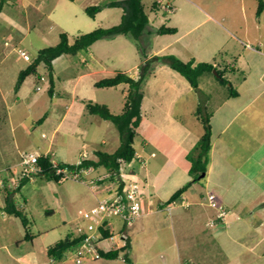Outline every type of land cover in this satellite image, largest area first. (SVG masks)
Instances as JSON below:
<instances>
[{"label": "rangeland", "instance_id": "rangeland-1", "mask_svg": "<svg viewBox=\"0 0 264 264\" xmlns=\"http://www.w3.org/2000/svg\"><path fill=\"white\" fill-rule=\"evenodd\" d=\"M105 1L107 0H77L75 2L72 0H8L4 4L0 12V177L5 184L4 186L1 184L3 189V193L0 192L1 201L5 198V186L11 188L12 182L18 181L16 178L21 176L23 170L21 161L25 153H45L50 148L53 153L56 152L54 153L56 160L76 162L80 161L86 152L91 156L95 155L94 150L112 153L120 145L121 133L116 124L111 120H104L99 115L91 117H99L98 119L104 121L101 127L105 128V133L95 139L76 133L74 127L65 123L62 130L56 133V137H53L55 143L50 144L58 124L57 115L59 114L53 111L52 103L59 98L52 97L49 93L50 81L44 64L39 66V71L40 75L45 77V81L37 75H32L27 79L23 89L28 101L32 97H38L39 103L32 107H24L23 111H9V105L17 95L14 86L18 75L31 63V60L21 55L20 49L34 58L40 49L56 45L60 41L61 32H67L70 41L73 42L80 33L90 32L100 26L109 27L118 24L123 15V9L120 7H103L102 12L97 13L95 18L90 17L86 12V7L101 5ZM155 1L143 0V5L151 17H155L151 10ZM165 2L168 1L165 0ZM55 4L57 7L51 13ZM197 4L215 13H224L226 18L223 22L237 30L243 41L248 40L244 37L246 30L251 34H257L261 28L264 31V15L261 17L257 15V0H177L176 14H160V18L163 24L167 26L178 24L177 26L183 30V22L179 21L180 15L182 16L187 6ZM72 14L75 15L73 21L70 20ZM171 17L175 20L172 23ZM117 39L120 40H109L111 53L108 56L105 54L106 45L95 48L93 58L88 49L81 51V54H63L56 58L53 62L56 91L60 92L65 100L76 98L77 94L80 98L106 103L113 113L120 114L125 104L124 85L127 87L128 85L122 84L123 86L115 88L97 87L94 84L96 80L113 76L116 70H125L133 66V62L125 63V56L121 58L120 49L129 56L131 52L135 53V44L126 40L125 36H119ZM231 42L243 55L244 45L233 39ZM155 44L153 40L147 48L141 45L140 56L149 54L153 57L170 53L168 51L153 53L151 47ZM254 45L257 46V43ZM237 57L239 58L238 55ZM86 59L96 71L87 73L92 69L88 70ZM100 63H103L108 70L98 69ZM131 70L136 72L135 67ZM155 73L157 76L154 77ZM154 74L150 75L144 86L142 105L144 124L134 144L137 153L147 159L146 166L142 167L136 161L131 164L123 163L122 171L128 177L130 166H134L135 173L140 176L130 175V178L140 180L142 177H148L150 182L162 187L177 181L173 179L174 160H170L165 149H172L174 145L170 139H163V133L159 132L162 148L158 146L157 156L150 157V149L144 145L143 141L147 131L154 130L149 125V121L161 122L159 125L167 126L170 124L168 111H173L174 114V111H188V108L184 103L185 95L182 96L183 98L177 96L178 86L175 87L172 83L177 82L176 77L186 82L184 76L164 62L156 67ZM207 79L211 78H206L205 82L202 79L201 86L213 91L214 86L210 82L207 84ZM214 81L216 82V79ZM75 82H77L76 91L72 89ZM39 84L41 88L37 89ZM177 84L180 89L181 84L179 82ZM79 103L77 101V105ZM47 111L49 119L44 123H38ZM81 120L86 122V113ZM167 128L170 129V126L168 125ZM103 136L107 139L105 144L102 143V139L105 138ZM86 143L89 144L87 147ZM176 151L178 152V149ZM177 158H179L178 155ZM106 174L105 168L99 167L89 173L83 171L81 177H71L62 182L39 175L26 180L21 192L15 196L30 220V233L33 237L26 239V228L21 219L14 215L9 216L6 220L8 230L6 234L0 236V264H171V253L176 251L181 253V264H214L222 260L219 254L216 261L204 259L208 255L204 251H210L214 246L211 248L202 242L204 240L198 235L200 230L194 221L189 222L187 219V222L179 224L177 217L174 216L175 209L173 215L168 210L145 214L134 222L135 226H129L128 233L133 238V246L128 250L127 256L121 253L115 259L87 258L82 263H78L75 252L71 251L64 260L51 261L48 256L49 246L72 232L78 234L79 227L86 223V220L92 222L97 220L98 216L86 219L85 212L98 204L94 183H103L105 178L102 176ZM95 177H100V180L94 181ZM6 178L8 179L4 180ZM202 186L203 181L194 184L197 189H202ZM14 187L16 186L12 188ZM178 207V209H184L183 206L178 205ZM173 217L176 222L174 227ZM111 220L118 232L121 219L113 216ZM195 222L199 225L197 220ZM207 229L205 227L204 231L207 232ZM116 240L118 241V236ZM112 245L113 242L108 240H103L100 244L103 250L110 249Z\"/></svg>", "mask_w": 264, "mask_h": 264}, {"label": "crops", "instance_id": "crops-1", "mask_svg": "<svg viewBox=\"0 0 264 264\" xmlns=\"http://www.w3.org/2000/svg\"><path fill=\"white\" fill-rule=\"evenodd\" d=\"M72 1L75 2L77 0ZM167 1L176 5L177 10L173 12L175 15L178 11L177 0ZM155 2L159 3L158 8L156 11H153L155 17H151L150 15V21L140 36L141 45L147 48L154 40L156 44L151 47L153 53L168 51L186 61L195 59L196 62H213L221 68L227 66L231 69L227 73V76L238 94L231 96L228 86L218 83L217 80L215 82V77L211 74L202 76L198 89L194 88L185 77L186 82L174 75L177 78V82L181 84L179 89L177 82H172L175 87L178 86L176 94L181 97L183 95L187 96H184V103L188 111H174V114L173 111H168V117H170V124L168 125L170 129L167 128L168 125H159L161 122L149 121V125L152 126L155 131H147V136L143 141L144 145L150 149V157H156L159 149L158 146L162 148V138L159 132L163 133V139H170L174 147L168 150L167 148L165 149L169 154L170 160H174L175 167L173 169L175 170V175L173 179L177 181L169 185L167 184L166 186L158 187L150 182L148 177L140 178V182L143 185V214L141 216L159 213L164 210H168L169 213L172 214L176 209L174 216L177 217L179 224H182L184 221L187 222V219L189 222L194 221V224L199 228L198 230H200L198 235L204 240L202 242H204L205 245L208 244L211 248L214 246L210 251H204V253L207 252L206 254H208L204 259L211 262L216 261L218 260L217 255L219 254L222 260L214 264H263L264 31L261 26V30L257 34H251L246 30L244 37L248 40L243 41L240 38L241 36L238 35L237 30L223 22L226 18L224 13H215L205 6L197 4L195 6H187L182 16L180 15L179 21L183 22V30L177 26L178 24H173L169 27L177 28V32L160 34L158 33V28L166 25L163 24L160 14L163 15L167 12L161 9V0H156ZM56 7L57 5L55 4L50 12L53 13ZM101 12L102 9L98 13ZM263 15L264 11L259 17ZM74 16L73 14L71 15V21L75 19ZM157 19L159 20L157 21ZM174 21L173 17H171L170 22L172 23ZM179 21L177 23H179ZM119 36H125L126 40L133 42V45L135 44V53L131 52L129 56H126L120 49V56L121 58H124V56L126 57L124 58L126 59L125 63L129 61L133 62L131 68H125L123 71L128 72L133 77H137L139 65L151 56L149 54H145L142 57L140 56L141 50L131 35H117L112 38H102L96 41L88 49V52L93 58L95 56V48L107 45L105 54L108 56L109 53H111L110 46L108 45L110 42L109 40H120L117 39ZM232 39L244 45L245 49L243 55L237 50V46L231 42ZM254 43H257V46H255ZM78 53L81 54V51ZM86 62L88 70L92 69L87 72L88 74L96 71L87 59ZM134 67L136 68V72H132L131 70ZM106 68L107 67L103 63H100L98 69L106 71L108 70ZM117 71L118 70H116V72ZM82 76L83 74L80 78ZM155 76H157L156 73L154 74V77ZM206 78H211L207 79L206 83L208 84V82H210V84L214 86L213 91L206 90L201 86L202 79L205 82ZM27 79L20 90L16 92L17 95L15 100L9 105V111H23L24 107H32L39 103L38 97H32L30 101H28V97L23 93ZM122 84L128 85V83L123 82L114 87L118 88L123 86ZM76 87L77 82H75L72 89L76 91ZM128 90L129 85L128 87L124 85V98ZM51 95L52 97L56 96L59 98L52 103L53 111H57V114H59L57 115L58 124L54 129L50 144L55 143L53 137H56V133L62 130L65 123L74 127L76 133L86 135V138L89 139L90 137L95 139L97 136L105 133V128L103 126L101 127V124L104 125V121L98 119L99 117H91L92 115H98L90 114L86 110L85 103L83 102L84 98H80L76 94V98H67V100H65L64 97L61 96L62 94L56 91V83ZM77 101L80 102L79 105H77ZM200 104L204 111H208L212 114L211 124L213 139L208 170L199 180L203 181L202 189L194 187V184L198 183L197 181L193 182L182 194L185 199L190 202V205H180V207L183 206L184 209H178V205H175L169 210L166 206L168 200L177 189L192 179L190 175L191 162L188 160L187 154L204 134V124L200 116L197 115ZM85 113L86 122L84 121V123L81 119L85 116ZM48 115L49 112L47 111L38 120V123L46 122L49 119ZM143 124L144 120H142L140 131L142 130ZM43 135H46V133H43ZM103 137L105 138L102 139V143L105 144L107 143V139L106 136ZM88 145L89 144L86 143V147ZM177 149L178 152L176 151ZM98 151L100 150H94V156L86 152L83 154V158L97 159ZM153 152L155 156L152 155ZM54 153L48 148L45 153L38 154H50L52 160L58 163L63 162L56 160L54 158ZM177 155L179 158H177ZM135 161L137 162V160ZM78 162L79 161L68 163ZM96 169L97 168L92 167L87 169L86 173ZM105 172L107 173L106 169ZM122 173L123 171L121 168V174ZM129 173L135 176L139 175L135 173L134 166H130ZM106 176H108V173L105 176L103 175L102 178L106 179ZM0 179H2V177H0ZM105 179L103 183L96 184L93 182L96 186L95 191L97 200H100L107 193V182L105 183L107 180ZM96 180L99 181L100 177L94 179V181ZM2 191L3 189L0 183V192L3 193ZM211 193L216 196L217 201L225 203L229 208L228 216L224 222L217 220L218 211L216 207L210 205L207 199V195ZM4 205L5 198L4 201L0 200V236L6 234L9 227L6 220L9 216H12L3 210ZM173 218L172 222L174 227L176 222L175 217ZM195 220L199 222V225H197ZM213 220L216 221L215 224L211 223ZM205 227L208 228L207 232L204 231ZM129 237L131 238L132 248L133 238L130 234ZM180 255V251L171 253L170 263L181 264Z\"/></svg>", "mask_w": 264, "mask_h": 264}, {"label": "trees", "instance_id": "trees-1", "mask_svg": "<svg viewBox=\"0 0 264 264\" xmlns=\"http://www.w3.org/2000/svg\"><path fill=\"white\" fill-rule=\"evenodd\" d=\"M7 1L8 0H0V12ZM257 1V15L260 16L264 11V0ZM158 4L159 3L154 2L151 10L156 11ZM103 7L122 8L123 15L121 21L113 26H100L90 32L80 33L75 37L73 42L70 41L67 32H61L60 41L56 45L40 49L37 55L31 60V63L20 71L14 86V91L18 92L25 80L31 75H37L41 78L39 66L44 64L47 68L50 81L49 93L52 94L55 85L54 60L63 54H77L80 51L87 50L96 41L102 38H112L117 35H131L140 48V36L150 21V14L146 11L143 0H107L101 5L88 6L85 10L90 17L95 18ZM175 32H177V28L175 27L163 25L158 28V33L160 34ZM162 62L167 63L172 69L183 75L196 89L200 86V79L202 76L211 74L220 84L228 86L231 96L238 94L227 76V73L231 70L227 66L221 68L213 62H196L195 59L186 61L172 53L155 55L147 58L139 65L137 77H133L126 71L118 70L115 75L102 78L95 82V86L97 87H114L123 82L128 83L129 90L125 97L123 111L120 114L113 113L106 103H100L92 99L83 100L85 108L90 114H97L116 124L121 133V143L119 147L112 153L101 150L98 151L97 159L83 158L78 163L59 162V167H66L73 172H79L83 169L87 170L92 167H104L108 173L105 180H117L121 174L123 163H131L136 160L137 150L134 144L136 138L140 134L139 129L143 120L142 105L144 99V86L150 75L154 74L156 67ZM197 115L200 116L204 124V134L187 154V158L191 162L190 175L192 179L177 189L168 200L167 204L179 198L193 182L199 181L202 178V174L208 170L213 139L211 124L212 114L208 111H204L200 104ZM38 164L42 167V171L35 175L59 181L61 175L57 174V168L53 165L52 156L50 154L40 155ZM29 178V176L20 177L18 185L14 188L5 186V205L3 206V210L6 213L21 219L26 228V239L33 237L30 233V220L25 210L22 208V205L18 204L16 201L15 195L21 192L22 187ZM104 232L105 234H109L108 231ZM80 240L81 237L72 232L49 246L48 256L52 261H62L70 251L75 249L80 243ZM130 248L131 238L128 235L124 246L108 251L100 249V253L101 257L115 259L121 253H125L127 256Z\"/></svg>", "mask_w": 264, "mask_h": 264}, {"label": "built area", "instance_id": "built-area-1", "mask_svg": "<svg viewBox=\"0 0 264 264\" xmlns=\"http://www.w3.org/2000/svg\"><path fill=\"white\" fill-rule=\"evenodd\" d=\"M161 9L167 13H173L177 10L176 5L170 2H165L161 0ZM21 55L27 59L32 60L31 55L25 50L20 49ZM41 80L45 81V77L41 76ZM40 84L37 89H40ZM155 156V153H152ZM39 154L36 153H25L23 155V160L21 165L23 170L21 176L32 177L36 173L42 171V167L38 164ZM137 162L142 166H146V159L140 155L136 154ZM53 165L57 168V174H60V182L65 181L71 177H81L83 169L79 172H73L66 167H59L58 162L53 160ZM127 175H132L127 173ZM125 176L123 173L117 178V180L109 181L107 183V193L102 197L98 204L93 206L91 209L85 212L86 219L91 216H98L95 222L86 220L82 226L79 227V232L77 235L81 237L80 243L75 247L72 252L76 254V261L82 263L85 259H98L101 257L100 249L101 242L103 240H108L113 242L110 249L118 248L126 244L128 233V227L132 226L134 222L143 214L142 199H143V185L140 180ZM17 177L10 186H17L20 180ZM17 182V183H16ZM0 183L4 186L3 179H0ZM15 184V185H14ZM208 200L210 205L216 207L217 209V220L224 222L228 216L229 208L223 203L216 199L214 194L208 195ZM175 205L189 206L190 202L185 199L183 195L179 198L173 200L171 203L167 204L169 210H171ZM117 216L121 219V226L116 232V226L114 225L111 218ZM215 220L211 223L215 224ZM104 231H108L109 234H105ZM118 236V241L116 240ZM121 241V243H119ZM108 249V250H110ZM103 250V249H102ZM71 252V251H70Z\"/></svg>", "mask_w": 264, "mask_h": 264}, {"label": "water", "instance_id": "water-1", "mask_svg": "<svg viewBox=\"0 0 264 264\" xmlns=\"http://www.w3.org/2000/svg\"><path fill=\"white\" fill-rule=\"evenodd\" d=\"M204 175H205V173L202 174V176H204Z\"/></svg>", "mask_w": 264, "mask_h": 264}]
</instances>
